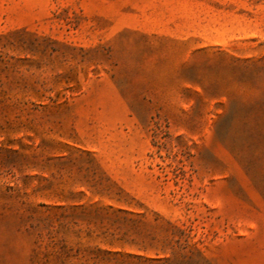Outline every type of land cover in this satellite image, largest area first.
<instances>
[{"label":"rangeland","instance_id":"rangeland-1","mask_svg":"<svg viewBox=\"0 0 264 264\" xmlns=\"http://www.w3.org/2000/svg\"><path fill=\"white\" fill-rule=\"evenodd\" d=\"M0 264H264V0H0Z\"/></svg>","mask_w":264,"mask_h":264}]
</instances>
